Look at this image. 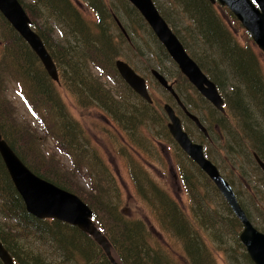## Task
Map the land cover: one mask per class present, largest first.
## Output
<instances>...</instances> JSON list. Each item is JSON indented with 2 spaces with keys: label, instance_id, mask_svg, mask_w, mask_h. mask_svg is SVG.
<instances>
[{
  "label": "rangeland",
  "instance_id": "374dc122",
  "mask_svg": "<svg viewBox=\"0 0 264 264\" xmlns=\"http://www.w3.org/2000/svg\"><path fill=\"white\" fill-rule=\"evenodd\" d=\"M122 1L124 0H96L94 6L97 8L98 3L102 4L106 6L110 13L107 17L108 25L106 29L107 33L111 34L120 45L119 58L130 62L140 74L149 80V91L154 98V102L150 104L152 106L145 107L148 103L145 104L142 100H133L136 110L144 109L143 122L138 127L134 124L122 126L118 121L105 115L102 110H98L91 105L86 106V103L82 102L77 93L68 88L64 81L62 83L56 82L55 86L59 88V94L63 99L68 115L73 118L71 122L73 127L76 126L82 129V143L80 144L85 148L83 154H80V159L72 162L70 154H60V148L55 145V140L50 135V133L60 135L54 128V119L59 126L64 125V122L59 114H56L51 121L48 120V113L53 107L51 87L48 82H45L48 90L47 88L41 90L39 94L30 88V94L36 100L34 103L30 99L31 103L35 105V112L29 113L23 98L15 90L17 88L16 80H13L10 84H7L5 92L2 95L0 94V104L4 105L3 101L6 100L9 107V116L7 117L12 118V121L9 122L15 124L14 127L17 128L19 136L22 140H25L21 141V144L23 143V156H26L33 165H39L52 171L58 170V175L72 171L68 183L69 188L72 187V192L79 195L92 209L93 215L96 216L92 222L97 229L101 228V224H98V222H104L106 231L104 233L101 230V233L104 236L108 235L107 238H109L104 243H110L109 251H111L114 259H117L118 264H122V259L119 258L120 254L113 245V238L114 235H118L121 217L130 225L138 222L143 224L145 231L148 232V244L161 249L169 244L172 248L169 249V254L164 255L168 257L170 264H192L187 248L185 249L184 242L181 239L177 236L169 241L166 239L158 219L160 211H155L152 205L139 196V186L144 184L150 189L153 185L154 191L161 198L165 209H170L174 215H176L174 211L179 210L182 213L183 224L187 228L188 238L193 245L205 247L207 251L210 248L215 250L217 259L215 264H248L243 261L241 255L233 250V244L236 242V231L239 229V225L230 223L232 219L236 222L235 213L213 181L192 161L191 156L181 149L171 134L167 136L170 133L169 119L164 112L163 104L168 101L181 113L184 124L188 125L191 130L190 133L195 140L194 142H200L206 146L209 158L232 184L238 198L245 205L244 208L250 213L254 224L258 223L261 228H264V173L259 169L253 156L254 141L251 135L245 140L241 135L237 136L238 140L242 141L237 149L241 151L238 156L232 153L228 148V143L224 142V139L228 137L230 130H232L229 119L241 128H246L248 125L250 127L260 125L264 132L263 95L246 89L244 84L237 78L239 73L237 65L234 64L232 67L226 61V57L219 54L218 49L216 51L215 48L209 49V45L205 43L200 32L199 23L192 19L188 13H185L180 4L176 3L175 0H157L159 6L164 9L185 38V46L191 48L199 60L202 59L205 62L204 64L212 75L217 76V73H219L227 81V85L222 86L228 98L225 97L227 106L220 110L219 108L216 109L211 102L207 103L201 99L188 79L183 74L177 73V70H179L177 66H169L168 64L164 66L165 72L163 73L171 82L175 83V88L182 101L186 104L188 110L199 118L201 125H206L210 136L206 131L202 130L203 132H201V127L181 110L174 97L157 82L151 73V69H157L156 64L160 62V58L149 59L148 53L140 54L135 50L136 47L141 51H146L144 46L147 42L150 43V40L146 31L142 28L141 22L139 26L134 27L139 19L128 13L125 8L126 5ZM24 2L28 3V0H24ZM68 2L70 3L68 8H65L60 2L62 4L60 5L61 8L68 15L64 14L65 11H61L62 14H60L57 8L50 14V19L55 24L53 39L58 43L60 50L63 49V51L67 49L69 43L75 48L76 45L77 47H84L85 44H89L87 39L91 41L93 39L91 32L85 34V32L77 29H68L64 25L60 33L57 28L61 23L63 14L64 18L65 16L71 17L70 20L65 19L64 21V24L68 26L75 21L76 15H79L88 25L97 24V17L90 9L92 0H67ZM213 5H215V10L221 16V24L228 27L226 31L230 35L228 39L232 43L231 49L234 52H255L264 83V52L254 44V46L245 48L243 40L248 36L245 28L241 27L239 22L236 21L235 23V17L229 16L218 3ZM114 13L120 17L127 29L126 33L135 47L130 44V41L122 37L117 29L112 28L111 14ZM38 18L40 22L43 21L42 18ZM5 27L8 28V26ZM135 30H137V33ZM217 38L222 41L226 39V37ZM242 47L246 50H241ZM247 49H250V51ZM153 50L156 51L154 46ZM85 57L91 63V55L85 52ZM148 65H151V69ZM9 69L14 72L15 67L12 66ZM37 70H39V66L35 64L32 68V77L36 75ZM85 71V83H101L105 88L111 89L117 99L131 100L129 90L118 91L110 76L95 71L91 67H86ZM60 75L63 79L62 67ZM16 76L21 79L19 74ZM231 85L244 90L239 98L240 101L232 97L231 92H234V90H232ZM77 87L83 86L78 84ZM162 114L164 116L159 117ZM126 120L130 124L132 123L129 117L123 119V121ZM216 120L226 122L223 124V131H221L223 134L221 141H218L215 137L217 134L221 135V132L216 130L214 126ZM64 128L66 127L64 126ZM72 132L77 134L75 131ZM135 140H140V143L133 142ZM262 146V143H260L259 151H262ZM181 166H184L189 174L192 192L186 184L181 183L183 181L181 176L183 171L178 170ZM195 169H199L201 172ZM132 170L135 178L132 175ZM52 177L58 180L54 175ZM208 186H211V189ZM4 199L5 194L0 190V223L3 225L4 223L9 224L15 229L16 220L10 216L8 211L5 212L3 209ZM209 202L220 205L218 212L222 216L221 222L219 221L221 226L219 228L217 225L216 231H205L206 226L209 224V221L205 218ZM226 208L230 209V214L225 211ZM115 209L122 211L120 218L113 217ZM148 220L153 224V229H151ZM237 221L240 224L238 218ZM178 223L175 220L174 225L177 227ZM225 223L226 228L224 227ZM77 227L80 226L77 225ZM210 228L208 227V229ZM61 231L65 233L63 237L59 238L61 241H53L47 238L51 241L50 243L47 239L39 238L35 234L21 231L20 242L25 243L23 246L27 256L37 259L40 264H80L78 263L80 260L88 262L86 256L92 258L89 259L90 263H103L109 258L106 253V246L99 244L94 234L80 230L84 233V235H81L71 231L68 227H62ZM59 235L60 232L57 236ZM220 242H226L230 247L231 254L229 256L225 255L219 245L214 244ZM75 245L79 249L76 257L73 252H70V249ZM81 247L84 249L86 256L81 251ZM110 263L114 264L112 261Z\"/></svg>",
  "mask_w": 264,
  "mask_h": 264
},
{
  "label": "trees",
  "instance_id": "16d2710c",
  "mask_svg": "<svg viewBox=\"0 0 264 264\" xmlns=\"http://www.w3.org/2000/svg\"><path fill=\"white\" fill-rule=\"evenodd\" d=\"M21 2L23 3L28 15L32 20L33 29L41 36L49 53L52 55L54 61L56 62L59 73L62 67L63 79L61 75H59V79L57 81L53 80L50 77L38 55L33 51L30 45L25 41V39L10 26L7 19L0 12V94L2 95L5 92L7 84H10L13 80H16L17 88L15 90L19 92L21 97L26 99L27 109L34 113L35 105L31 103L30 99L34 103L36 99L31 96V89L32 91L39 94V91L41 90H44L46 88L48 90V87H46L45 85V82H48L51 87L52 98H50L53 105L52 110H50L48 113V120L51 121L56 114H59L60 118H62V121L64 122V125L59 126V124L54 119V128L60 135L52 133H50V135L54 138L55 145L59 147L61 151L70 154L72 162L79 160L80 154H83L85 147L80 144L82 143L83 134L82 129L76 126L73 127V124L71 123L73 118H70L68 115V111L63 104V99L59 94V88H56L55 86L56 82L62 83L64 81V83L68 85L67 87L75 91L78 95V98L82 102L86 103V106L91 105L98 110H102L105 115H108L114 120L118 121L122 126H129L134 124L136 127H138L143 122L142 118L144 117L145 112L144 109L136 110L133 100L137 99L142 100L145 104L148 103V105H146L145 107L152 106L150 105L152 103L145 101L137 93H135L122 79L114 65V60L119 55L118 50L120 48V45L114 40V37L111 34L107 33L106 26L108 25L107 17L110 15L109 11L105 10V12L100 15L97 24H94L92 26L86 24L79 17V15H76L75 21L70 26H68L67 24H64V21L65 19L70 20L71 17L65 16L64 18V14H68L60 6L63 4L65 8H68V5L70 3H67V0H28V3H25L24 0H21ZM175 2L180 4L184 8L185 13H188L192 19L199 23L198 25L200 26V32L203 35L205 43L209 45V49L215 48V51L218 49L219 54H223V56L226 57V61L232 67L234 66V64L237 65V70L239 72L237 74V78L241 83L244 84L245 88L252 92L261 93L264 98V83L260 75V67L258 66V59L255 52H234L231 49L232 43L228 39V36L230 35L226 31L228 30V27L221 24V16L215 10V5H213V3L208 0H175ZM122 3L126 5L125 8L127 9L128 13H130V15H134L140 20L136 21L134 27L136 28L137 26H139L141 22L142 28L146 31L149 37L150 43L147 42L144 46L146 51H140V54L148 53L147 56L149 59L160 58V62L157 63L156 66L157 69L162 73L165 72L164 66L166 64H168L169 66L175 65L164 46L160 43L156 35L153 33L152 29L148 26L138 10L126 0L122 1ZM40 7H42V9H40ZM56 8L59 10L60 14H62L61 11H65L61 17V23L57 28L60 33L62 32L61 28L64 25L68 29H77L78 31L85 32V34L91 32V34L93 35L92 41L90 39H87L89 44H85L84 47H77L76 45V48L69 43L70 46L68 45L65 51H63V49L60 50L58 43H56L53 39V35H55V24L50 19V14ZM158 8L185 45L186 40L174 24V22L161 6H158ZM221 8H223V10L228 13L229 16L234 18V15L227 8ZM37 17L42 18L43 21L41 20L42 22H40L39 18L37 19ZM5 26H8V28H6ZM217 37H226V39L222 41ZM243 41L245 48L255 45L249 35ZM133 46L135 47V45ZM153 46L156 51L153 50ZM189 49L191 50V48ZM241 50L246 49L242 47ZM247 50L250 51V49ZM85 52L91 55V63L85 57ZM190 54L196 59L200 66L207 71L210 78L218 85V87H220V90L224 93V97L227 98L226 93L223 89V87L227 85V81L224 80V77L219 73H217V76L214 74L212 75V73L208 71L206 65L204 64L205 62L202 59L199 60V58L193 51H190ZM35 64L39 66V70H37V72L35 73L36 75L34 74L35 76L32 77V68L35 66ZM12 66L15 67L14 72H11L9 69ZM148 66L149 69H151V65ZM86 67H91L95 71L110 76L113 82L116 84L118 91H123L124 89L129 90V97L131 100L125 99V101H123L117 99L112 93L111 89L105 88L103 85H101V83H85ZM177 73L182 74L179 70H177ZM17 74L21 76V79L17 78ZM214 76H216V78H214ZM183 78L185 77L183 76ZM78 84L83 87H77ZM231 86L232 90H234V92H231L232 97L240 101L239 98L241 97V94L244 90L240 87L236 88L235 85ZM47 93L49 94V92ZM201 99L205 101L202 97ZM3 103L4 105L0 104V131L3 138L15 150V152L21 157V159L30 169H32L41 177L59 185L61 188H64L68 191H73V188H69L70 186L68 185L71 177L70 173L72 174V171L64 172L63 174L58 175V170L52 171L39 165H33L26 156H23V143L21 144V141L25 140H22L19 136L17 128L14 127L15 124L13 125L9 122L12 121V118L7 117L9 116V107L6 104L5 99ZM57 106H59L58 109H56ZM226 106L227 102L225 101V107ZM55 109L57 110L56 112ZM47 112L44 113L46 114ZM162 116H164V114L159 117ZM126 117L130 118V121L132 122L131 124L127 120L123 121V119ZM225 123L226 122L216 120L214 122V126L215 128H219V131L221 132L224 129L223 124ZM229 124H231L232 130H230V134L226 139H224V142L226 141L228 143V148L230 149V151L238 156L241 151L237 149L241 145L242 141H239L237 136L241 135L245 140L251 135L254 141V147L252 148L253 154L254 152H257V154L261 156V159L264 160V132L262 130V127L260 125H254V127H250V125H248L246 128H241L234 124L231 119H229ZM64 126L66 128H64ZM186 127L188 131H191L189 130L190 128L188 127V125ZM72 131L77 132V134H74ZM169 135L170 133H168L167 136ZM215 137L218 141H221L223 139V137L218 134ZM133 142L140 143V140H135ZM260 143H262L263 145L262 151H259ZM17 145H19V147H17ZM138 147L143 148L142 146ZM73 165L76 166L75 164ZM178 170L183 171L181 173V176L183 178V181L181 183L183 185L186 184L188 189L192 192L191 184L189 181V174L185 170L184 166H181ZM195 170L201 172V170L199 169ZM53 175L57 177L58 180L53 179ZM132 175L135 178L133 170ZM208 188L211 189V186H208ZM0 190H2L5 194L3 209L5 210V212L8 211L10 213V216L16 220L15 229L9 224L6 225L4 223L3 225L0 223V239L16 261V264H40L38 263L37 259L33 258L32 256H27V253L24 250L23 246V244L25 243L20 242V236L22 234L21 231L35 234L42 239L50 238L53 241H61L59 238L65 235L64 232L62 233L61 228L68 226L71 231H75L76 233L84 235V233L81 232L80 228H78L77 226L69 225L56 219L40 220L28 213L25 203L17 192L15 185L11 180V177L1 158V155ZM138 192L139 196L142 199H145V201H147L150 205H152L155 211H160L158 219L161 223V229L163 230L166 239L169 241L174 236H177L184 242L185 249L187 248V253L192 260V264L216 263L217 259L215 257V250L210 248L207 251L205 247L203 248L202 246L193 245L191 243L190 239L188 238L187 228L183 224L184 219L182 213L178 210L174 211V213H176V215H174L170 209H165L162 205L161 198L154 191L153 185L151 189L145 184L143 186L140 185ZM243 206L245 207V205ZM218 207H220V205L218 206L216 205V203H208L207 215L205 214V218L209 221V224L208 226H206L205 231H216L217 225L220 228L221 223H219V221L221 222L222 216L218 212ZM225 211H227L228 214H230L231 212L229 208H226ZM247 213L251 218L250 213ZM121 215L122 211H120L119 209H115V211L113 212V217L120 218ZM175 220L179 222V225L177 227L174 225ZM148 221L151 224V229H153V224L150 222V220ZM230 223L239 225V229H237L236 231V242L233 244V250L236 251L238 255H241L243 257L244 262H247L248 264H255L251 259L249 253L247 252L244 244L240 241L239 233L242 226L238 223L237 217L236 222L234 219H232ZM98 224H101V228L105 233L106 227L104 222H98ZM256 226L264 231V228H261L258 223L256 224ZM208 227L211 228L208 229ZM224 227L226 228V223ZM57 231L60 232L59 236H57ZM147 235L148 232L145 231V227L143 224H140L138 222L130 225L121 217L118 227V235H114L113 245L116 248V251H118V253L120 254L119 258L122 259V264H170L168 257H166L164 254H169V249L172 247L168 244L167 241V247H163L162 249L160 247L148 244ZM105 236L107 237L108 235ZM48 241L49 243L51 242L50 240ZM214 244L219 245L220 249L225 252L226 256H229L231 254L230 247L226 244V242ZM113 245L111 246L113 247ZM77 251H79V249L76 247V245L75 247L70 249V252H73L75 257L77 256ZM81 251L86 256V253L82 247ZM86 258H88V262L80 260L78 263L111 264V261L108 260L109 258L106 259V262L103 263H90L89 259L92 258H89L87 256ZM0 264H3L1 260Z\"/></svg>",
  "mask_w": 264,
  "mask_h": 264
},
{
  "label": "water",
  "instance_id": "95a60500",
  "mask_svg": "<svg viewBox=\"0 0 264 264\" xmlns=\"http://www.w3.org/2000/svg\"><path fill=\"white\" fill-rule=\"evenodd\" d=\"M142 14L150 27L155 32L158 39L167 49L171 58L178 65L180 71L187 77L189 82L215 107L223 110V99L218 92L216 84L210 80L208 75L202 70L200 65L188 54L184 44L176 33L172 30L166 19L161 15L153 0H129ZM215 3L216 0H210ZM221 4L227 5L237 16L242 25L251 34L253 40L264 51V0H219ZM257 4H255V3ZM0 12L29 43L31 48L42 61L48 74L55 80L58 79L56 64L48 52L42 38L32 28V21L27 15L19 0H0ZM122 31L126 32L119 24ZM115 65L122 78L128 85L152 103L153 99L148 91L145 77L139 74L127 61L117 59ZM152 74L157 81L168 90L177 100L184 112L193 119L203 129L199 118L191 113L182 102L176 92L173 83L157 69H152ZM164 109L170 119L169 129L181 148L190 154L198 165L217 183L230 206L242 221L243 231L240 239L245 245L247 252L255 264H264V232L254 228L251 220L243 210L233 188L224 180L212 162L206 158L201 144L193 143L188 133L183 130L181 119L175 113L174 108L169 103L164 105ZM203 131H206L203 129ZM0 154L11 175V178L21 194L26 207L30 213L38 217H58L79 225L85 232L95 235L98 243L105 245L106 253L114 264H118L109 251L110 243L107 237L97 229L91 220L92 209L77 195L57 186L56 184L40 178L32 172L26 164L18 157L8 142L3 139L0 132ZM258 164L264 170V162L254 154ZM105 241V243H104ZM0 259L4 264H13V259L8 250L0 241Z\"/></svg>",
  "mask_w": 264,
  "mask_h": 264
},
{
  "label": "flooded vegetation",
  "instance_id": "af4514ba",
  "mask_svg": "<svg viewBox=\"0 0 264 264\" xmlns=\"http://www.w3.org/2000/svg\"><path fill=\"white\" fill-rule=\"evenodd\" d=\"M148 79V78H147Z\"/></svg>",
  "mask_w": 264,
  "mask_h": 264
}]
</instances>
